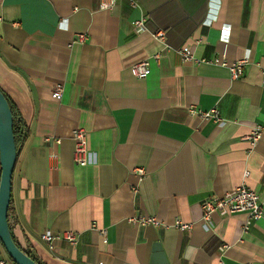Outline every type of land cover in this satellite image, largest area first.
<instances>
[{
  "label": "crops",
  "instance_id": "0c3cea01",
  "mask_svg": "<svg viewBox=\"0 0 264 264\" xmlns=\"http://www.w3.org/2000/svg\"><path fill=\"white\" fill-rule=\"evenodd\" d=\"M99 2L0 0V90L27 132L11 179L15 242L42 264H151L154 243L168 264H264V214L244 232L243 213L203 222L201 211L245 185L264 213V0ZM244 57L235 81L209 62ZM144 60L149 74L138 79L132 67ZM190 107L217 109L224 124ZM254 127L262 135L251 145ZM78 128L83 167L72 157ZM46 232L78 240L49 247Z\"/></svg>",
  "mask_w": 264,
  "mask_h": 264
},
{
  "label": "built area",
  "instance_id": "2783aa9c",
  "mask_svg": "<svg viewBox=\"0 0 264 264\" xmlns=\"http://www.w3.org/2000/svg\"><path fill=\"white\" fill-rule=\"evenodd\" d=\"M116 0H100L99 9L109 10L115 3ZM144 23L137 22L135 26H142ZM155 37L163 39V32L159 31L154 33ZM223 39V35H220L219 40ZM77 40L83 42L85 40V35H78ZM180 55L182 62H188L192 60V55L188 47H183L177 50ZM157 57H155L156 60ZM210 63L224 67L228 70L229 77L232 81L238 80L243 76V68L247 63V57H244L238 61L228 64L223 58L213 59L209 61ZM132 72L134 76L138 79H144L149 74V62L148 60L141 61L132 67ZM62 94V89L60 85L55 86L53 95L54 98L60 99ZM189 115H197L203 121H213L217 126H222L224 121L220 118L217 109H211L210 111L203 112L197 107H190ZM262 135L260 127H254L251 130L249 141L251 145L256 144ZM73 140V163L76 166H87L90 164V153L87 148L86 133L83 129H75L72 132ZM141 173V171H139ZM247 173H245V177ZM263 196H264V186H263ZM202 211V221L209 222L213 213H218L221 216H231L234 214H245L246 218L242 225V230L245 232L251 226L252 223L258 221L263 217V209L260 205L259 195L247 188L245 185H240L233 189L232 191L226 193L222 197H214L201 205ZM135 221V220H134ZM143 226H160V222L157 221L155 217H142L135 221ZM175 227L179 230L188 231L191 228V224L182 223L176 220ZM93 229H96L95 224L92 225ZM101 235L105 234L104 229L97 230ZM40 240L46 243L49 247L52 242L56 240L65 241L71 245H75L78 240L77 233L74 232H63L58 235H52L49 232L43 233L40 236ZM0 264H12L8 260L1 259ZM102 264V263H99Z\"/></svg>",
  "mask_w": 264,
  "mask_h": 264
},
{
  "label": "water",
  "instance_id": "95a60500",
  "mask_svg": "<svg viewBox=\"0 0 264 264\" xmlns=\"http://www.w3.org/2000/svg\"><path fill=\"white\" fill-rule=\"evenodd\" d=\"M16 157L13 118L7 100L0 91V243L12 264H37L17 247L11 237L8 224L11 179ZM152 250L151 264H168L159 243H154Z\"/></svg>",
  "mask_w": 264,
  "mask_h": 264
},
{
  "label": "trees",
  "instance_id": "16d2710c",
  "mask_svg": "<svg viewBox=\"0 0 264 264\" xmlns=\"http://www.w3.org/2000/svg\"><path fill=\"white\" fill-rule=\"evenodd\" d=\"M1 91V90H0ZM1 93L4 95L5 99L7 100V103L9 105V108L11 110V114H12V118H13V136H14V141H15V146H16V150L18 149V147L22 144V142L25 139V135H26V128L25 125L20 121V119L18 118L17 114L14 112L12 105L10 104L9 100L7 99L6 95L1 91ZM9 210V208H8ZM9 224V221H8ZM10 229V228H9ZM11 234V231H10ZM11 237L13 239V241L15 242L12 234ZM15 244L17 245V243L15 242ZM17 247H19L17 245ZM20 248V247H19ZM21 249V248H20ZM22 250V249H21ZM24 253H26L30 258H32L37 264H42L41 262H39L34 256H32L30 254V252L24 251L22 250ZM8 259V258H7ZM8 261L11 263V261L8 259Z\"/></svg>",
  "mask_w": 264,
  "mask_h": 264
}]
</instances>
